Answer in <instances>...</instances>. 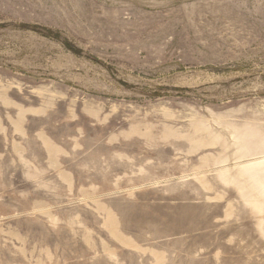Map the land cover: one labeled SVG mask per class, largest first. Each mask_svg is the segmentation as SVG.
Returning a JSON list of instances; mask_svg holds the SVG:
<instances>
[{
	"label": "rangeland",
	"instance_id": "374dc122",
	"mask_svg": "<svg viewBox=\"0 0 264 264\" xmlns=\"http://www.w3.org/2000/svg\"><path fill=\"white\" fill-rule=\"evenodd\" d=\"M0 264H264V0H0Z\"/></svg>",
	"mask_w": 264,
	"mask_h": 264
},
{
	"label": "bare ground",
	"instance_id": "6f19581e",
	"mask_svg": "<svg viewBox=\"0 0 264 264\" xmlns=\"http://www.w3.org/2000/svg\"><path fill=\"white\" fill-rule=\"evenodd\" d=\"M239 157H237V159H238ZM240 160V159H239Z\"/></svg>",
	"mask_w": 264,
	"mask_h": 264
}]
</instances>
